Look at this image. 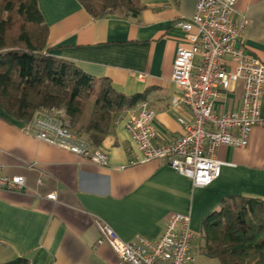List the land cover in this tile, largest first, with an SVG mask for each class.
<instances>
[{
    "label": "crops",
    "instance_id": "0c3cea01",
    "mask_svg": "<svg viewBox=\"0 0 264 264\" xmlns=\"http://www.w3.org/2000/svg\"><path fill=\"white\" fill-rule=\"evenodd\" d=\"M139 1L136 17L93 19L78 0H37V7L48 29L49 55L106 80L126 96L142 94L155 112L157 143L172 142L183 133L178 118H190L186 109L172 105L177 95L173 59L185 42L175 24L192 15L198 0ZM242 17L247 21L244 53L264 63V0H237L234 23ZM240 95V83H231L218 94L214 109L238 108ZM138 106L127 110L102 140L107 167L27 136L25 124L0 109L2 173L25 179L20 191L0 189V263L24 257L27 264H121L106 243L96 245L97 224L108 225L123 241L137 235L154 241L174 213L190 218L194 258L202 219L222 198L264 200V128L252 129L245 148L219 147L216 155L227 165L218 179L198 188L163 161L130 164L141 153L124 122ZM260 115L264 118V90ZM51 194L54 199L47 198Z\"/></svg>",
    "mask_w": 264,
    "mask_h": 264
},
{
    "label": "built area",
    "instance_id": "2783aa9c",
    "mask_svg": "<svg viewBox=\"0 0 264 264\" xmlns=\"http://www.w3.org/2000/svg\"><path fill=\"white\" fill-rule=\"evenodd\" d=\"M237 0H198L192 15L178 20L176 26L185 33L172 64V82L177 95L173 107L186 109L190 118H178L182 135L166 143H157L153 122L155 112L141 102L136 113L124 122V129L141 157L130 164L163 161L194 187L204 188L219 178L227 164L218 159L219 147L245 148L253 128H264L260 115V98L264 90V63L244 53L242 34L247 24L242 17L235 24ZM198 58L197 64L194 59ZM141 78L142 76H138ZM240 83V106L216 111L214 101L231 83ZM122 117L115 121L121 122ZM23 132L36 140L82 156L90 164L107 167L108 155L99 146L70 128L64 109L50 108L35 112ZM25 179L8 177L0 166V189L20 191ZM47 198L54 199V195ZM187 214L174 213L167 219L160 236L149 241L140 235L123 241L108 225L97 224L100 238L121 264H192L191 242L194 233Z\"/></svg>",
    "mask_w": 264,
    "mask_h": 264
},
{
    "label": "trees",
    "instance_id": "16d2710c",
    "mask_svg": "<svg viewBox=\"0 0 264 264\" xmlns=\"http://www.w3.org/2000/svg\"><path fill=\"white\" fill-rule=\"evenodd\" d=\"M78 1L93 19L115 15V10L136 17L141 10L139 0ZM47 35L37 0H0V109L25 125L38 110L64 109L70 128L100 146L115 121L144 102V96H126L106 80L49 55ZM195 238L199 253L218 264H264V200L222 198L202 219ZM0 264L27 260L18 257Z\"/></svg>",
    "mask_w": 264,
    "mask_h": 264
},
{
    "label": "rangeland",
    "instance_id": "374dc122",
    "mask_svg": "<svg viewBox=\"0 0 264 264\" xmlns=\"http://www.w3.org/2000/svg\"><path fill=\"white\" fill-rule=\"evenodd\" d=\"M114 13L117 15H124L126 14V11H119V10H115ZM11 34L13 35H16V32L13 30L11 32ZM193 256H194V262L192 264H218L217 263V260L215 259H209V258H206L204 256H202L198 250H196V252H193Z\"/></svg>",
    "mask_w": 264,
    "mask_h": 264
}]
</instances>
